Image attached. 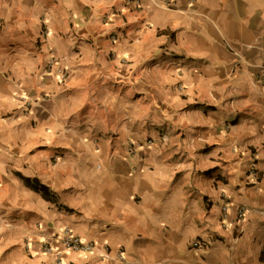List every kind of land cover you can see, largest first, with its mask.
<instances>
[{"label":"crops","instance_id":"crops-1","mask_svg":"<svg viewBox=\"0 0 264 264\" xmlns=\"http://www.w3.org/2000/svg\"><path fill=\"white\" fill-rule=\"evenodd\" d=\"M66 229L112 259L65 264H264V0H0V264Z\"/></svg>","mask_w":264,"mask_h":264},{"label":"built area","instance_id":"built-area-1","mask_svg":"<svg viewBox=\"0 0 264 264\" xmlns=\"http://www.w3.org/2000/svg\"><path fill=\"white\" fill-rule=\"evenodd\" d=\"M250 175L254 180H258V172L255 165L250 170ZM229 210L228 204L222 206V211L225 217L227 216ZM246 209L241 207L238 210L237 217L239 220L245 218ZM60 246L57 248L51 246L49 243H45L42 247V250L45 254L51 255L54 258V264H65V254L66 253H77V254H96L99 259L103 261H108L112 259V250L108 247H99L94 242H89L81 239L78 236H75L66 229L60 235ZM205 244L201 240H197L192 244L193 249L203 250ZM117 260L121 264H129L124 257V254L119 252L117 254Z\"/></svg>","mask_w":264,"mask_h":264},{"label":"trees","instance_id":"trees-1","mask_svg":"<svg viewBox=\"0 0 264 264\" xmlns=\"http://www.w3.org/2000/svg\"><path fill=\"white\" fill-rule=\"evenodd\" d=\"M261 261L264 262V250H263V252H262Z\"/></svg>","mask_w":264,"mask_h":264}]
</instances>
